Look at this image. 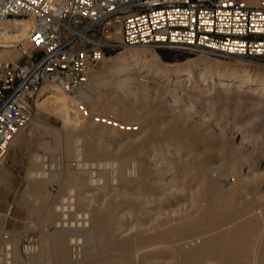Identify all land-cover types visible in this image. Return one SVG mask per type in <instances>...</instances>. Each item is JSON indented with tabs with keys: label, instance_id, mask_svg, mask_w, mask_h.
<instances>
[{
	"label": "bare ground",
	"instance_id": "obj_1",
	"mask_svg": "<svg viewBox=\"0 0 264 264\" xmlns=\"http://www.w3.org/2000/svg\"><path fill=\"white\" fill-rule=\"evenodd\" d=\"M32 26L30 19L11 20L4 25L0 42L6 46L24 42ZM11 50L0 49V60L17 58ZM207 56L169 70L156 51L127 48L105 56L104 69L95 73V79L109 76L107 81L125 95L132 87L139 91L147 87L143 78H156L160 93L172 99L175 117L184 112L180 103L190 92L182 91L194 80L211 82L213 87L229 83L239 92L250 86L253 94L264 97V65L239 57L231 67L212 68L205 65ZM35 102L39 109L62 116L63 130L55 136L73 167L61 169L57 159L34 155L27 172L33 197L38 198L37 192L53 180L56 169L63 170L70 184L50 205L44 202L34 210L41 223L51 221L53 232L44 226L45 238H39L28 261L16 255V264H264V203L255 200L257 193L259 198L264 196V170H254L246 157L244 175L237 171L236 161L225 167L219 161L207 164L210 158L182 136L173 152L170 147L163 151L161 145L153 146L154 128L164 126L157 121L144 124L141 131L124 122L115 127L109 121H85L77 99L54 83L46 85ZM120 111L128 115L132 107L124 105ZM100 137L109 144L98 143ZM103 153L109 157H102ZM222 167L238 172L237 187L222 189L216 184L211 174L217 175ZM177 171L190 175L193 185L183 191L185 177L177 179ZM244 183L251 186L243 188ZM177 184L182 185L181 191Z\"/></svg>",
	"mask_w": 264,
	"mask_h": 264
},
{
	"label": "built area",
	"instance_id": "obj_2",
	"mask_svg": "<svg viewBox=\"0 0 264 264\" xmlns=\"http://www.w3.org/2000/svg\"><path fill=\"white\" fill-rule=\"evenodd\" d=\"M24 18L33 21L24 42H0V49L18 54L0 60V163L46 85L69 93L82 89L92 70L119 46L234 55L264 65V0H0V33L9 21ZM74 96L85 118L124 126L93 113ZM13 237L4 232L1 264H16ZM21 238L27 257L39 239Z\"/></svg>",
	"mask_w": 264,
	"mask_h": 264
},
{
	"label": "rangeland",
	"instance_id": "obj_3",
	"mask_svg": "<svg viewBox=\"0 0 264 264\" xmlns=\"http://www.w3.org/2000/svg\"><path fill=\"white\" fill-rule=\"evenodd\" d=\"M134 47L154 50L148 45H122L107 53L106 56ZM13 52L14 49L11 50V53L18 56L16 52ZM156 52L161 57V61L167 62V69L169 70L174 69L173 65L182 66L184 61H189L198 56L206 57L208 55L205 65L219 69L231 67L232 64L235 65L234 63L239 58L234 55L227 56L208 52L189 54L175 53L164 49L156 50ZM161 53L166 54L168 58H163ZM103 69L101 61L92 70L87 84L82 89L74 92L82 97V100L93 113L111 116L132 126H139L134 131H141V127H145L147 123L151 125L157 121L164 126L154 128V144L152 145H158V147L161 145L162 148H160L163 151H167L169 147L173 148L171 152L178 149L176 141L182 139L180 138L182 136L183 139H190L195 143V151L201 150L208 156L207 158H210L207 161L209 165L219 161L223 163V166H226V163L230 164L236 161L238 164V166L236 164L237 171L244 174L248 170L246 162H244L246 157L247 162L252 163L254 170H264V97L253 94L250 86L239 92L236 87L229 83L216 84L213 87L211 82L202 84L198 80H194L193 84L185 87L186 89L182 91L190 92L180 103V107L185 108L184 112L182 115L180 113L178 117H175V112L170 109L172 99H170V96L160 93L163 90L158 79L143 78V83H146L147 86L146 89L139 91L132 87L124 95L116 86L107 81L110 78L109 76L95 79V73ZM102 79L106 81L103 82ZM85 88L88 90H85ZM74 93H69V95L73 97ZM75 98L77 99V97ZM124 105L132 107L130 114H121L120 110ZM183 118L185 119L183 120ZM176 120L178 121L176 122ZM85 121L92 122L91 119L86 118ZM63 126L64 122L61 115L39 109L35 102L29 123L17 134L6 157L0 163V249L4 232L6 230L12 231L13 239L16 242L15 245L13 242L15 256L19 257L21 255L26 261H28V258L22 255L21 236L23 234L36 235L38 239H43L46 236L42 233L44 226L48 228L49 233L53 232L51 221L46 220L41 223L39 215L34 210H37L44 202L50 205L53 200H56L60 194L65 192L67 185L70 184L62 175L63 170H60L62 166L66 167L69 164L73 167V161L66 157L65 150L59 145V140L55 136V132L62 131ZM97 141L101 144H109L106 137L97 138ZM37 153L48 155L50 160L57 159L58 163L61 164V169H56L55 172L52 171L53 180L47 182L37 192L38 198H35L31 194V181L27 177V172L33 166L34 155ZM103 155L102 157H109L105 153ZM136 155H134L135 158L141 160V156ZM178 157L182 160L184 158L183 152H180ZM178 172H174L177 179H181L182 176L185 177L181 179V184L184 185L182 189L191 187L194 181L191 178L188 179L190 175L184 176L181 172V174ZM214 173L211 174V177L222 189L235 188L239 184L238 174L227 167L219 169L217 171L219 175ZM182 185L177 184L175 187L181 191L180 187ZM251 185L244 183L243 188ZM78 187L77 189H81V186ZM262 189L264 191V186ZM153 191H159V189L153 188ZM180 191L178 193L179 197L182 194ZM255 195L259 196L258 193ZM255 195H249V197L254 196L252 198H255ZM258 196L259 200L255 199L256 202L264 203V196L263 199ZM180 201H183V199L181 198Z\"/></svg>",
	"mask_w": 264,
	"mask_h": 264
},
{
	"label": "trees",
	"instance_id": "obj_4",
	"mask_svg": "<svg viewBox=\"0 0 264 264\" xmlns=\"http://www.w3.org/2000/svg\"><path fill=\"white\" fill-rule=\"evenodd\" d=\"M161 55L163 56V58H165V59H167L168 58V56L166 55V54H164V53H161Z\"/></svg>",
	"mask_w": 264,
	"mask_h": 264
}]
</instances>
